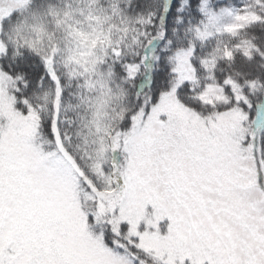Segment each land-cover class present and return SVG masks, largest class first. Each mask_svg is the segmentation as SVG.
Returning a JSON list of instances; mask_svg holds the SVG:
<instances>
[{
  "label": "snow or ice",
  "instance_id": "snow-or-ice-1",
  "mask_svg": "<svg viewBox=\"0 0 264 264\" xmlns=\"http://www.w3.org/2000/svg\"><path fill=\"white\" fill-rule=\"evenodd\" d=\"M137 5H0V264H264V0Z\"/></svg>",
  "mask_w": 264,
  "mask_h": 264
},
{
  "label": "trees",
  "instance_id": "trees-1",
  "mask_svg": "<svg viewBox=\"0 0 264 264\" xmlns=\"http://www.w3.org/2000/svg\"><path fill=\"white\" fill-rule=\"evenodd\" d=\"M55 2V0H53ZM161 3L166 2V0H160ZM199 0H192L193 8L191 10V16H193L195 19H199V13L195 11V6L198 4ZM171 3V9L167 12L166 18H165V26L167 29V37L165 40L159 41L157 44V51H159L160 48L164 47V44L168 38H172V30L174 27H177L175 24V20L177 17L176 8L179 5V0H170ZM217 7H223L228 5H234V6H240L241 0H216ZM152 7V0H138L137 10L146 12ZM156 7H160V3L156 4ZM38 11H42L43 9H37ZM188 13L184 14L185 24L179 25L181 29H183L188 20ZM247 38L251 39L253 35L259 36V39L257 40V43H259L261 46H264V33H260L258 30H250L247 33L244 34ZM159 78V76L157 77ZM71 103H76L75 100H72Z\"/></svg>",
  "mask_w": 264,
  "mask_h": 264
},
{
  "label": "rangeland",
  "instance_id": "rangeland-1",
  "mask_svg": "<svg viewBox=\"0 0 264 264\" xmlns=\"http://www.w3.org/2000/svg\"><path fill=\"white\" fill-rule=\"evenodd\" d=\"M10 2V0H0V5H7ZM239 7V6H238ZM253 19V17H248L246 21ZM231 18L230 17H225V23H231Z\"/></svg>",
  "mask_w": 264,
  "mask_h": 264
}]
</instances>
